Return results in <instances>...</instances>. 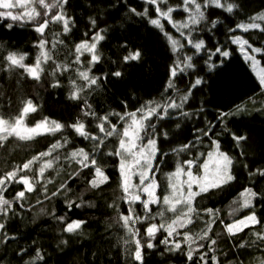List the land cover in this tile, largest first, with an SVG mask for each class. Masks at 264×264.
<instances>
[{"label": "trees", "instance_id": "16d2710c", "mask_svg": "<svg viewBox=\"0 0 264 264\" xmlns=\"http://www.w3.org/2000/svg\"><path fill=\"white\" fill-rule=\"evenodd\" d=\"M197 2L203 5L204 0ZM227 2L238 5V8L234 7L233 12L228 13L221 8L209 7L205 11L207 20L190 26V29L194 41L203 39L213 50L216 46H226L229 57L221 67L209 72L204 63L207 53L202 50L193 58L194 68L172 78L173 88H168L171 67L195 51L186 39L190 29H181L182 36L164 18L161 19L162 29L152 25L150 20L157 18V13L155 6L148 5L145 0H69L65 8L74 18V24L66 34L62 32V25L53 24L41 37L33 23L20 21L8 28L7 25L13 22L8 18L0 19V115L14 120L25 103L31 100L36 111L29 114L28 124L49 120L64 126L58 132L36 135L31 140L9 136L0 143V175L22 168L33 157L48 152L57 142L62 145L51 156L36 161L30 169L18 172L17 179L20 175H27L34 183V190L26 192L24 199L14 200L16 193L24 190L23 184L11 182L6 185L3 194L13 201V209L6 219L0 217V223H5V229L0 231L15 239L0 242L2 264H24L35 257L37 249L44 257L38 264H139L133 255L136 240L145 246L143 264H204V261L212 264V255L219 264H261L264 261V241L256 236L257 232L264 233V177L249 176L256 169L264 168V88L238 46L230 40L231 36L241 34L251 44L264 47V32L258 29L229 31L238 24L251 22L253 16L264 14V0ZM169 6L181 9L172 13L177 24L187 21L188 13L182 10L183 0H167L161 5L163 10ZM131 8L137 12L148 9V13L137 16L129 11ZM90 17L97 21L95 28L90 24ZM214 19L220 23L208 31V22ZM256 22L264 27V21ZM100 29L105 30V39L97 45L101 60L90 65V54L84 53L77 63L75 45L85 39L91 41L92 35ZM165 33L179 41L177 51H173ZM40 39L48 41L46 48L51 50L53 58L42 65L44 71L39 80L33 79L23 68L7 69L3 57L9 52L27 53L24 64L34 65L40 52L37 47ZM61 40L63 43H58ZM54 42L56 47L52 48ZM125 44L127 47H122ZM179 45L184 47L181 49ZM131 50H140L141 59L124 63L122 57ZM258 57L264 65V53ZM220 59L214 56L212 62L219 63ZM56 64H66L68 68L56 70ZM80 71H89L90 76L101 79L91 88L84 87L80 99H72L71 93L85 83L79 77ZM115 71H120L121 77L112 76ZM197 77L204 83L192 89L182 109L170 110V119L151 118L150 122L156 125L158 133L153 174L161 202L150 204L151 211H146L142 201L132 202L126 198L120 157L108 155L119 147L120 137H105L99 131L101 121L98 117L108 116L110 124H115L122 133L124 122L114 113L124 115L150 101L163 104L169 98L180 103V97L187 95L186 90ZM73 81H76L75 86ZM88 105L95 115L85 114ZM237 106H241L240 111H236ZM182 112L188 115H181ZM220 113L229 115L218 120ZM78 121L84 123L91 136L103 139V144L79 136L70 127ZM209 122L214 125L213 130L203 136L199 130H207ZM110 124L106 122L105 127L109 128ZM233 133L246 136V141L238 145ZM197 136L199 141H196ZM189 141L196 142L190 151H173ZM214 142L219 144L221 152L233 159L232 175L235 179L223 188L210 189L193 200L198 215L193 213L191 224L176 228L179 235L174 234L169 240L180 242L181 249L169 252L167 248L171 245L160 242L167 232L161 229L149 238L146 229L150 224L167 226L185 211L183 206H178L177 212L173 213L162 203L163 197L171 193L169 174L178 164L187 168L183 164L185 160L196 159L197 165H203L207 154L216 149ZM78 149H84L90 158L95 155L97 164L108 177L98 188L93 189L88 183L95 175L94 168L81 167L77 160L82 157L71 159L70 153ZM49 159L53 160V167L46 169L41 177L39 168ZM192 170L200 175L202 167L193 166ZM245 188H252L260 194L251 199L249 208L241 207L244 201L241 193ZM54 192L57 195L53 196ZM70 201L73 202L71 209L67 207ZM76 204L82 206L76 207ZM129 209L134 218L139 217L129 224L134 231L138 230L135 235L123 227L120 219L121 215L130 214ZM252 211L260 224H249L234 234L227 232L226 225ZM160 212L164 215H159ZM54 216L65 217V222H58ZM73 220L85 223L76 232H65V224ZM206 226L211 229L209 239L201 240ZM185 233L191 237L187 242L183 239ZM150 239L155 245L151 249L146 247ZM211 240L216 244L210 248ZM201 244L204 247H199ZM21 248L27 250L26 254H20ZM189 250H194L191 261L186 255ZM204 253L207 255L201 261L199 257Z\"/></svg>", "mask_w": 264, "mask_h": 264}, {"label": "snow or ice", "instance_id": "6c2138e0", "mask_svg": "<svg viewBox=\"0 0 264 264\" xmlns=\"http://www.w3.org/2000/svg\"><path fill=\"white\" fill-rule=\"evenodd\" d=\"M69 0H0V19L8 18L13 23H9L7 25L8 28H12L14 23L25 21L28 23H33L35 25V31L44 36L45 30L49 28L50 25H62V32L69 33L72 30V25L74 24V18L67 13L65 6L68 4ZM145 2L150 6H155V12L157 13V18L151 19L150 23L158 28H163L161 24V18L166 19L169 23H172V13L177 10H181L179 7L173 8L171 6L167 7L166 10H163L161 5H165L167 0H145ZM216 7L226 10L228 13H232L234 7L238 8V5H234L233 3H228L225 0L224 3L221 0H204L203 5L198 3L197 0H183V8L182 10L188 13L187 21L180 22L178 24H173L174 27L177 28V31L181 29L188 28L193 25H200L201 22L206 21L207 17L205 15V11L209 7ZM40 10H37V9ZM13 9H20L22 11H17L14 13ZM55 10V11H54ZM129 11L137 16H145L148 13V9H145L144 12H137L135 8L129 9ZM251 22L247 24H238L236 28L229 29L230 32H235L236 29H242L244 32H248L250 29H258L261 32H264V27L261 26L260 23L256 21H264V14H260L257 16H253L250 18ZM42 21V22H41ZM90 24L95 28L97 21L95 18H89ZM220 23L219 20H211L208 22L210 25L208 31H212L216 28L217 24ZM104 29H100L96 31L92 37L91 42L87 39L77 43L75 45V52H76V62H80V57L84 55V53L90 54L89 64H96L101 60V54L98 50V43L105 39L103 35ZM180 34L183 36L184 33L180 31ZM59 35V33H57ZM87 35V33H85ZM168 40L171 43L173 51H177V45L179 41L173 39L171 36H168L165 33ZM188 45L193 48L195 51L193 55H185L183 60L178 61L174 64L171 69V78L168 83V88H173L174 85L172 83V78H177L178 75L183 74L188 69H192L195 67L193 64V58L196 55H199L201 51H205L207 53V58L204 60L205 66L208 68L209 72L214 71L216 68L221 67L224 64L226 58L229 57L230 53L226 50L225 47L216 46L213 49H209L205 44L203 39L198 41H194L191 36V29L188 32L186 37ZM230 40L234 44H240L242 50L245 51V60L251 61L253 69L256 68V65L259 63L256 60L255 55L256 53H264V47H253L247 40H243L240 36H231ZM58 43H63V41H58ZM48 41L45 39H40L37 42V47L40 49L39 55L36 57V62L32 66H28L24 64L25 57L27 53H17V52H9L5 57H3V61L7 66L8 70H12L14 68H23L24 71L31 76L33 79L39 80L41 73L44 71L42 65L47 64L50 60H52L51 50L46 48ZM245 45L247 48L251 49V53L249 54L247 49H245ZM56 47V42L52 44V48ZM122 47H127V45H122ZM182 49L184 45H179ZM141 52L140 50H131L128 52L127 55L122 57V61L124 63H128L130 61H138L141 59ZM218 56L221 59L219 63L212 62V57ZM183 65V67H181ZM68 65H61L56 64V70H67ZM107 75V74H106ZM114 77H121L122 73L120 71H115L111 73ZM79 77L85 83L82 87L76 88L71 93L72 99H80V93L83 92L84 87L91 88L92 86L97 85L98 80L101 79L100 77H93L89 75V71H80ZM259 80L260 84L264 85V69H262L259 73ZM75 86L76 81L72 82ZM202 83H204L202 78L197 77L194 83H191L190 87L186 90L187 95H183L180 97V103H177L175 99L169 98L168 101L164 102L163 104L155 103L150 101L146 105H143L141 108H138L134 112L125 113L124 115H118L120 120L125 121V125L123 128V132L120 133L117 129L115 124H110L108 121V116L98 117L101 123L98 125L99 131L105 134V137H112L115 135H119V147L112 153H108V155H115L120 157V171L123 177L122 187L124 192L127 194L129 192V181L128 177L125 173V170L131 171L134 166L142 167L144 170L139 173L140 176V184L144 185L141 189L143 192L147 193L149 199L142 201L144 208L146 211H151L149 208L150 204L160 203V197H156L154 194V189L158 187L155 182L154 177H149L146 173L152 169V160L156 156L158 151L157 145V135L156 132V125L151 123V118L153 116L156 117L157 120H164L170 119L171 114L170 110H179L183 108V105L188 100V96L191 95L192 89L197 88ZM57 86V85H54ZM86 103V102H85ZM203 109H201L202 111ZM241 106H237L236 111H240ZM36 111V107L31 100H28L20 115L15 119L14 122H10L5 120L2 115H0V143L7 140L9 136H16L20 140H31L35 135H42L45 133H55L60 131L64 126L52 122V126H45L47 125V121H41L37 123L34 127L28 128L23 126L24 117L29 112ZM86 115H95V113L91 110L90 105L87 106ZM139 114V115H138ZM181 115L187 116V112H182ZM229 115L227 113H220L217 117L218 120H222L224 116ZM108 122L110 124L109 128L105 127V123ZM75 130V132L85 138V139H92V140H99V143L103 144V139L99 138L98 136H91L86 130L85 125L82 122H77L70 126ZM214 125L209 122L207 126V130H199L203 136H208L212 130ZM177 128L179 125L177 124ZM143 134V135H142ZM164 137H167V132L163 133ZM233 139L239 145L240 142L246 141L247 137L244 135H235L234 133ZM144 137H148L147 144L138 146L137 141H142ZM200 137L197 136L196 141H199ZM65 143L68 141L65 140ZM195 141H189L187 144H184L179 149H173L174 152L176 151H185L188 152L195 147ZM216 151L218 152V158L213 162V172L211 173L212 179L208 180L209 173L207 172L208 169V162L207 160L204 162L203 165H197L196 159L185 160L183 162L184 165H187L188 171L185 172V169L182 165L178 164L176 171L174 173L169 174L170 183L168 187L171 189L170 195H165L163 197L162 203L167 206V210L173 213L177 212V206H183L185 211H182L179 216L175 220L165 226V224L161 223L159 226L156 224H150V226L146 229V234L149 238L154 237L155 233L161 229H164L167 232V236L161 240L160 242L165 245H171L167 248V251L172 252L181 249V243L177 241H170L169 237H172L174 234L179 235L176 232V226L178 225L180 228L186 227V224L192 223V214L196 213L192 202L193 200L201 195L202 193L208 192L210 189H221L224 186L228 185L231 181L235 179L232 175V166H233V159L227 154L219 152V144L214 142ZM62 147L60 142L52 145L48 152H42L38 156L32 158L26 162L22 168H15L12 171L5 173L4 175H0V217L7 218L9 213L12 212L13 209V201L8 200L4 196V191L6 185L11 182L20 183L24 185V190L19 191L16 193L14 200L20 201L25 198L26 192H32L34 190V183L27 175H20L17 179L18 172H23L25 169H30L31 166L38 160L43 159L44 157L51 156L52 152L56 149ZM203 155V154H201ZM208 158H212V153L209 152ZM128 156L132 157V163L129 164ZM70 157L73 160H77L78 157H82V159H78L77 162L83 168H94L95 175L94 177L88 182L91 188L95 189L98 188L101 183H104L108 177L104 174L102 167L97 164V160L95 155L91 158L89 157V153L85 152L84 149H78L70 153ZM58 159V157H57ZM143 162V164H142ZM193 166L203 167L206 172L203 177L195 176L192 172ZM53 167V160H45L43 164H41L39 168V174L42 177L46 169H51ZM247 167V165H245ZM181 175H186L188 179L186 181H179V177ZM259 175L264 177V168L256 169L254 172L249 173L250 178L252 176ZM177 178V182H172V178ZM146 181H149L145 184ZM197 185L198 190L193 191V185ZM187 186V192H184V186ZM64 185H61L63 188ZM59 191V189L57 190ZM53 196L57 195L56 192L52 193ZM260 195L252 188H245L241 193V196L244 197V201L241 205L243 208L251 207V199ZM127 198V197H126ZM133 200H140L139 195H135L132 197ZM76 207H81L82 204H76ZM67 207L71 209L73 207V202H68ZM209 213H212L211 209L207 210ZM129 215H121L120 219L123 221V227L126 228L129 232H132L133 235L136 234V231L129 227L130 221L133 219H139V217H133L131 214V209H129ZM159 215L163 216L164 213L160 212ZM198 215V213H196ZM58 222H65V217H53ZM214 222V221H213ZM85 221L82 220H73L70 223H66L64 227V231L67 233H73L82 228V225ZM260 220L257 218L254 211H252L248 216L244 217L243 219L234 221L231 224L226 225V230L230 234H234V232L242 231L243 228L248 227L249 224H260ZM5 229V223H0V230ZM210 226H206V230H204L203 235L200 236V239H209L208 232L210 231ZM257 239L264 241V233L257 232L256 233ZM15 239L14 236H9L4 232L0 231V242L10 241ZM185 242L191 239L188 233H185L183 236ZM62 243H66L63 241ZM125 244L128 243L127 240L124 241ZM216 241L211 240V245H215ZM135 251H134V259L138 261L139 264H143V248L145 247L140 243L139 240L135 241ZM244 245H241L243 247ZM147 248L151 249L154 248L155 245L151 242V239L146 245ZM190 247V246H189ZM199 247H204L201 244ZM193 251L189 250L187 252V259L191 261L193 259ZM214 251V249H213ZM27 250L21 248L20 254H26ZM207 253L200 255V260L204 261V256ZM44 257L41 255L39 249L36 250V255L34 258L25 261L24 264H38L39 261H42ZM3 257H0V264H2ZM204 264H208L207 261H204ZM212 264H219L215 255H212ZM261 264H264V261H261Z\"/></svg>", "mask_w": 264, "mask_h": 264}, {"label": "rangeland", "instance_id": "374dc122", "mask_svg": "<svg viewBox=\"0 0 264 264\" xmlns=\"http://www.w3.org/2000/svg\"><path fill=\"white\" fill-rule=\"evenodd\" d=\"M49 2H50V0H49ZM37 10H40L39 8L37 9ZM13 11H14V13L15 12H17V11H22V10H20V9H13ZM161 19H163V18H161ZM250 23V22H249ZM171 25H173V24H177L174 20H173V18H172V23H170ZM242 24H247V23H242ZM237 30H241V31H243L242 29H237ZM251 30V29H250ZM235 36H240V37H242V39L243 40H247L243 35H241V34H236ZM176 40V39H175ZM248 41V40H247ZM91 42V41H90ZM249 42V41H248ZM249 44H251L250 42H249ZM237 46H238V48H239V51L241 52V54H242V56L244 57L245 56V51L244 50H242V48H241V45L240 44H236ZM253 47H257V46H255V45H253V44H251ZM245 47V49H247V51H248V53L249 54H252L251 53V49L250 48H247V45H245L244 46ZM259 54L260 53H256V54H253V55H255V57H256V60H258L259 61V63L256 65V68L255 69H253V67H252V63H251V61H248L249 62V64H250V66H251V69L253 70V72H254V74L257 76V78H258V80H259V73H260V71L262 70V69H264V65H262L261 64V62H260V59H259ZM245 59V58H244ZM181 61V60H180ZM181 67H183V65H181ZM260 81V80H259ZM262 87L264 88V85H262ZM31 112H29L25 117H24V122H23V126L24 127H28V128H31V127H34L36 124H33V125H30V124H28V122H27V118H28V116H29V114H30ZM139 115V114H138ZM5 120H7V119H5ZM8 121H10V122H14L15 121V119L14 120H8ZM43 121H45V120H43ZM48 123H47V125H45V126H52V122L53 121H49V120H46ZM39 122H41V121H39ZM38 122V123H39ZM124 122V125H125V121H123ZM143 135V134H142ZM36 136V135H35ZM147 138L148 137H144L143 138V140L142 141H137V144H138V146H142V145H146L147 144ZM156 147H157V145H156ZM219 152H221L220 150H219ZM211 153H212V158L211 159H209L208 158V155H207V157H206V159H205V161L207 160V162H208V169H207V172L209 173V175H208V180H211L212 179V176H211V173L213 172V162L218 158V152L216 151V149H213L212 151H211ZM222 153H224V152H222ZM156 155H157V153H156ZM156 157V156H155ZM155 157H154V159L152 160V169L150 170V171H148L146 174L149 176V177H154V174H153V170H154V160H155ZM128 162H129V164H131L132 163V157L131 156H128ZM204 161V162H205ZM142 164H143V162H142ZM204 164V163H203ZM184 169H185V172H187L188 171V167L187 168H185L184 167ZM144 169L142 168V167H139V166H134L132 169H131V171H129V170H125V173H126V175H127V177H128V181H129V192L127 193V198L130 200V201H132V202H136V201H144V200H147V199H149V196H148V194L147 193H145V192H143L141 189L144 187V185H141L140 184V176H139V173L141 172V171H143ZM176 171V170H175ZM174 171V172H175ZM174 172H172V173H174ZM192 172H193V170H192ZM205 172H206V170L202 167V172H201V174L200 175H198V174H195L194 172H193V174L195 175V176H200V177H203L204 175H205ZM123 178V177H122ZM155 179V178H154ZM179 181H186L187 179H188V177L186 176V175H181L179 178ZM149 181H146L145 182V184H147ZM155 182H156V180H155ZM172 182H177V178H175V177H173L172 178ZM156 184L158 185V183L156 182ZM157 188L158 187H156L153 191H154V194H155V196L156 197H158L157 195H158V193H157ZM198 190V188H197V185H193V191H197ZM184 192H185V194H186V192H187V186L185 185L184 186ZM135 195H139L140 196V200H133L132 199V197L133 196H135ZM178 207V206H177ZM246 217V216H245ZM244 217H241V218H239V219H237V220H240V219H243ZM236 220V221H237ZM234 222V221H233ZM233 222H231V223H233ZM230 223V224H231ZM179 226L177 225L176 226V228H178Z\"/></svg>", "mask_w": 264, "mask_h": 264}]
</instances>
